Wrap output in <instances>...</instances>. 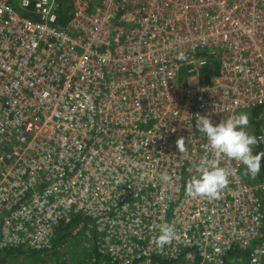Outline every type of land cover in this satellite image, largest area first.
I'll return each mask as SVG.
<instances>
[{
  "label": "built area",
  "instance_id": "1",
  "mask_svg": "<svg viewBox=\"0 0 264 264\" xmlns=\"http://www.w3.org/2000/svg\"><path fill=\"white\" fill-rule=\"evenodd\" d=\"M253 111L264 139V0H0V250L67 231L87 264H264V180L196 128ZM212 160L226 187L188 198Z\"/></svg>",
  "mask_w": 264,
  "mask_h": 264
},
{
  "label": "clouds",
  "instance_id": "2",
  "mask_svg": "<svg viewBox=\"0 0 264 264\" xmlns=\"http://www.w3.org/2000/svg\"><path fill=\"white\" fill-rule=\"evenodd\" d=\"M184 54L177 55L178 60H183ZM196 128L203 133L207 140V147L216 155H222L231 161H237L245 166L248 175L255 177L261 171V159L264 152H257L253 155L254 148L258 143H264V139H258L247 130L249 118L247 113H239L228 117L219 124L213 125L211 120L205 116H198ZM178 141V146L179 142ZM203 170L199 175L193 176L186 185L185 195L188 198L207 197L209 199L219 198L220 192L228 183V176L231 170L220 167L215 160L206 161L202 166ZM162 180H168L167 175ZM177 238L174 227L170 224H163L159 227L157 243L163 247Z\"/></svg>",
  "mask_w": 264,
  "mask_h": 264
},
{
  "label": "rangeland",
  "instance_id": "3",
  "mask_svg": "<svg viewBox=\"0 0 264 264\" xmlns=\"http://www.w3.org/2000/svg\"><path fill=\"white\" fill-rule=\"evenodd\" d=\"M247 113L249 118L248 131L250 134H255L257 130L260 129L254 122L252 117V112H242ZM254 124V125H253ZM255 126V127H254ZM257 151H253L255 155ZM264 162V158L261 159V165ZM62 245L57 248L56 251L52 253H42L38 255H22L8 260L6 264H87L85 250L80 244V241H75L68 236L64 241H61Z\"/></svg>",
  "mask_w": 264,
  "mask_h": 264
},
{
  "label": "trees",
  "instance_id": "4",
  "mask_svg": "<svg viewBox=\"0 0 264 264\" xmlns=\"http://www.w3.org/2000/svg\"><path fill=\"white\" fill-rule=\"evenodd\" d=\"M66 18L67 17H66L65 12L61 11L59 13V17H58L60 26H63L66 23V20H67ZM217 68L218 67H217L216 63L211 64V66L208 69L204 70V72L202 73L201 79L204 80V82L205 81L207 82L212 76H214L216 74ZM256 113H257L256 111H253L252 112V117L255 116ZM261 166H262L261 167V171L255 177H252V176L248 175L247 173L244 174V179L249 184L255 185V184H258V183H260L261 181L264 180V162H262ZM67 236H68V233H67V231H65L64 233L60 234V236H59L57 241H59V242L64 241L67 238ZM54 251H56V250H53V252ZM39 253L42 254L43 252H35V251H30V250H27V249H23V248L22 249L0 250V264H6V262L8 260H11V259H13L15 257H19V256H22V255L33 256V255H38ZM46 253H51V252H46ZM236 254L241 255V256L243 255V254H241L239 252H237ZM155 262L157 264H168V263L164 262L163 260H156Z\"/></svg>",
  "mask_w": 264,
  "mask_h": 264
}]
</instances>
